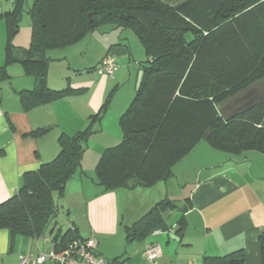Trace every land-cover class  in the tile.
<instances>
[{"label":"trees","instance_id":"16d2710c","mask_svg":"<svg viewBox=\"0 0 264 264\" xmlns=\"http://www.w3.org/2000/svg\"><path fill=\"white\" fill-rule=\"evenodd\" d=\"M26 3L15 0L12 10L0 13L7 28L0 79H9L7 68L18 63L36 80L34 90L18 94L26 112L82 92L48 86L54 61L50 51L75 46L102 28L131 31L144 49L141 85L120 118L122 141L107 149L96 166L97 183L105 192L151 188L170 180L174 166L201 140L230 156L264 154V105L229 122L218 111L225 99L264 78V0H189L177 7L157 0H34L27 10L31 42L22 48L15 38ZM123 41L128 47V39ZM111 97L112 92L87 129L62 134L59 154L26 173L19 191L0 203V230L9 232L11 246L21 237L45 235L59 211L55 196L64 195L66 184L81 169L94 125L102 120ZM177 208L175 200H161L125 227L127 240L170 231L166 214ZM76 236L75 226L57 235L56 249ZM260 242L264 264V231ZM245 259L244 250L205 258L211 264H245Z\"/></svg>","mask_w":264,"mask_h":264},{"label":"crops","instance_id":"0c3cea01","mask_svg":"<svg viewBox=\"0 0 264 264\" xmlns=\"http://www.w3.org/2000/svg\"><path fill=\"white\" fill-rule=\"evenodd\" d=\"M2 11L0 8V13ZM28 30V35L27 31L22 35L20 27L16 46H30L31 25ZM0 37L5 40L6 48V24L5 29L0 28ZM19 39H30L29 45L20 43ZM123 39L128 38L122 31L110 33L104 28L85 37L84 41L89 44H102L101 56L86 70L70 66L63 70L59 67L65 66L67 57L48 53L54 60L48 70V86L53 90L70 87L82 92L27 112L18 94L34 90L35 78L16 63L7 68L9 79H0V203L19 191L26 173L38 170L59 154L58 141L62 134L74 135L87 129L91 116L100 112L108 95L128 87L124 95L117 97V106L108 107L102 120L94 125L95 134L90 137L81 169L66 184L64 195L55 196L59 211L45 235L21 237L11 246L9 232L0 230V264H20L23 255L56 249L60 242L57 235L72 226L80 237L94 239L99 253L109 261L120 259L128 264H147L146 248L156 243L162 248L160 264H211L206 257H221L239 250L245 251V264H263L260 242L264 231L262 153L248 151L230 156L201 140L174 166V177L168 181L151 188H122L110 192L98 185L96 166L107 149L122 141L120 118L131 106L137 91L129 89V85L137 83L143 71L142 62L146 60L145 54L144 58L136 60L130 44L127 42V47ZM5 48L2 54L0 51V68L5 64ZM108 55H114L119 65L114 77L97 72L98 65ZM69 71L75 72V79L68 76ZM58 76L60 80L56 81ZM40 129L48 131L40 136L30 135ZM165 198L175 200L178 205L166 214L170 231L156 230L144 240L129 242L125 227L133 225ZM61 213L69 221L66 230L58 223Z\"/></svg>","mask_w":264,"mask_h":264},{"label":"rangeland","instance_id":"374dc122","mask_svg":"<svg viewBox=\"0 0 264 264\" xmlns=\"http://www.w3.org/2000/svg\"><path fill=\"white\" fill-rule=\"evenodd\" d=\"M161 3H164L170 7H177L179 5H181L184 2H187L189 0H157ZM15 0H0V8L3 9V13L6 12L7 10L11 9L13 7ZM34 0H27L26 6H25V12L23 15V19H22V23H21V33L22 35H24V33H26L27 31V35H28V28L29 25L31 24L30 22V16L27 13V10L30 8V6H32ZM30 23V24H29ZM0 28L1 29H5V22L1 21L0 22ZM27 29V30H26ZM110 30V28L108 29ZM118 30V29H116ZM119 31V30H118ZM115 32V29L110 30V33ZM124 34L125 37L128 38V43L130 44L131 50L133 51V54L135 56L136 60H141L142 58H144V49L142 47V45L140 44V42L138 41V39L136 38V36L133 34V32L131 31H123L122 32ZM3 41V43H2ZM4 39H2L0 37V51L1 54L3 52L2 49L5 48L4 46ZM20 43L22 44H26L29 45L30 39H19L18 40ZM102 54V44H99L97 42H92V43H88L87 40L75 45V46H71L69 48L66 49H56L53 51L49 52V56H54V57H62L65 58L66 60V64L63 67H59L61 69H65V67L67 69H69L68 67H72L74 69L79 68L81 70H86L91 68L93 65H95V61L97 60V58L99 56H101ZM95 60V61H94ZM17 67L21 68L22 66L20 64L17 65ZM58 67V66H56ZM23 69V68H22ZM60 74V73H59ZM75 72L73 71H69V75L68 76H73V79H75L74 76ZM67 76V75H66ZM65 76V77H66ZM60 78L59 76L56 78V81H59ZM136 82H132L129 85V89L133 90H137L136 89ZM124 91H128V87L124 88L123 90H119V91H115L113 92V95L111 97V101H110V105L109 108H113L114 106H117L118 104V100L121 95H124ZM117 92V94H116ZM120 95V96H119ZM58 223L61 229L66 230L68 228V224L69 221H66V219H64V215L61 213L58 215Z\"/></svg>","mask_w":264,"mask_h":264},{"label":"built area","instance_id":"2783aa9c","mask_svg":"<svg viewBox=\"0 0 264 264\" xmlns=\"http://www.w3.org/2000/svg\"><path fill=\"white\" fill-rule=\"evenodd\" d=\"M119 70L117 59L108 55L102 59L97 67L99 75L114 77ZM162 248L159 244L151 243L145 251L147 264H160ZM128 264L127 262H114L105 259L98 250V243L91 238L73 237L60 249L39 252L37 254L23 255L20 264Z\"/></svg>","mask_w":264,"mask_h":264},{"label":"water","instance_id":"95a60500","mask_svg":"<svg viewBox=\"0 0 264 264\" xmlns=\"http://www.w3.org/2000/svg\"><path fill=\"white\" fill-rule=\"evenodd\" d=\"M89 17L91 18V15ZM142 77L143 71L139 73L137 89L141 85ZM261 105H264V78L225 99L218 105V111L222 119L229 122Z\"/></svg>","mask_w":264,"mask_h":264}]
</instances>
